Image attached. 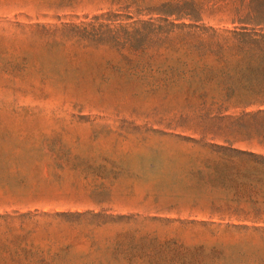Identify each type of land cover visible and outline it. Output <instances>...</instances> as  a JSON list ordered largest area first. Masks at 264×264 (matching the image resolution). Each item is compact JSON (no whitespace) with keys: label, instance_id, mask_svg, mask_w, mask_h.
Returning <instances> with one entry per match:
<instances>
[{"label":"rangeland","instance_id":"rangeland-1","mask_svg":"<svg viewBox=\"0 0 264 264\" xmlns=\"http://www.w3.org/2000/svg\"><path fill=\"white\" fill-rule=\"evenodd\" d=\"M162 2L219 33L264 19V0H0V212H82L35 227L59 264H264L263 230L209 213L249 177L233 149L264 154V116L217 109L211 82L187 92L188 67L129 70L73 28ZM2 224L0 252L16 246Z\"/></svg>","mask_w":264,"mask_h":264},{"label":"trees","instance_id":"trees-1","mask_svg":"<svg viewBox=\"0 0 264 264\" xmlns=\"http://www.w3.org/2000/svg\"><path fill=\"white\" fill-rule=\"evenodd\" d=\"M147 11L157 16L132 19L128 14L108 12L98 16L103 21L74 25L73 28L85 40L115 49L120 62L126 63L129 70H133L131 67L145 68L152 65L166 66L172 71L175 65L188 67L187 92L206 95L205 86L211 82L227 95L214 99V103H219L217 109L245 110L255 106L256 109L250 110V114L264 116V19L259 20L257 11L251 16L250 23L240 21L242 25L221 33L197 24L200 19L196 16L197 10L186 9L179 3L162 2ZM207 30H211L210 35L202 33ZM197 68L208 71L203 76H195L193 72ZM194 79H200L199 82L203 83L201 89L195 87L197 82ZM239 89L249 94L231 98ZM233 151L252 157L249 177L237 178L231 198L223 202L225 208H217L209 213L234 216L241 221L252 222L254 230L264 231V154L240 149ZM220 164L233 167L237 173L242 169L228 160H221ZM73 214L80 216L82 212H51L43 209L0 212L2 226L7 227V233L16 242L14 248L0 252V260L6 264H59L63 260L61 250L45 248L42 241L46 237L39 240L35 227L48 226L50 220L45 219H60ZM15 222H18L19 228L13 226ZM68 247L67 244L62 249Z\"/></svg>","mask_w":264,"mask_h":264}]
</instances>
